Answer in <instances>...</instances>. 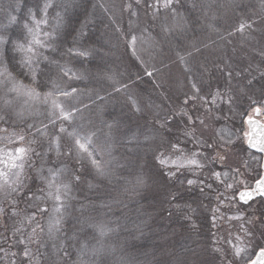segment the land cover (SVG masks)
Wrapping results in <instances>:
<instances>
[{
	"label": "trees",
	"instance_id": "trees-1",
	"mask_svg": "<svg viewBox=\"0 0 264 264\" xmlns=\"http://www.w3.org/2000/svg\"><path fill=\"white\" fill-rule=\"evenodd\" d=\"M1 2L11 17H17V23L5 26L3 35L25 42L22 22L28 9L36 10L35 6L42 5L44 0ZM52 3L56 7L49 9L50 24H56L57 13L61 17L57 50L42 51L56 63L41 62L35 81L21 63L24 53L6 52L0 55L1 63L17 82L41 94L54 88L67 91L75 88L74 94L84 108V126L94 131L98 143L103 135L110 138L113 161L107 168L109 176L99 178L90 160L78 157L76 160V151L72 152V164L63 170L64 174L72 171V215H63L61 230L51 236L45 229L38 234L32 231V223L44 224L49 219L47 213L37 214L34 221H23L27 214L32 216L34 205L41 207L40 198L49 200L46 192L40 191L45 187L32 177L24 192L30 189L29 195L41 197L29 200L23 194L16 195V215H12V205L8 208L5 204V211L0 213L3 218L0 219V264H33L31 256H23L25 248L37 252L39 258L34 264H219L214 256L216 252H211V229L212 233L214 229L208 223L216 192L205 187L202 193L199 185L189 187L185 177L189 179L192 174L187 170L182 175L164 176L153 145L142 142L144 135H151L145 107L157 96L163 104L166 102L156 85L164 72L150 70L152 56L144 54L141 60L139 55L132 54L129 40L132 33L138 35L139 40L150 45L149 52H159L164 62L177 54L199 51L201 47L196 45L207 44L210 39L218 45L226 44L229 41L226 39H236L239 47L244 34L237 29L242 23L258 26L260 30L256 34L263 36L262 41L258 38L262 43L264 0H179L174 10L161 7L159 11L156 0H139L138 4L137 0H52ZM149 4L153 6L148 7ZM252 40L251 37L249 41ZM152 43H160V51ZM9 47L6 45L5 49ZM70 48L72 54L68 52ZM81 52L85 55H76ZM233 57L242 60L235 61L232 76L236 82V100L240 99V109L246 114L264 96V78L259 72L253 73L246 65L247 59L240 57L238 51L233 52ZM261 58L253 54L250 59L258 60L264 67ZM57 63L71 70L67 76ZM147 72L152 75H146ZM218 84V91L225 92L222 80ZM253 85L259 91H253ZM116 88L120 91H115ZM77 96H72V102ZM136 103L140 111L136 110ZM234 104L237 108V103ZM28 124L20 120L16 126ZM109 125L113 126L111 130ZM242 126L243 121L238 132H242ZM167 129L161 130L160 135L166 136ZM185 144L188 148L187 140ZM208 167L202 171V179L208 176ZM77 175L79 181L74 179ZM199 201L203 204H197ZM23 224L27 225L25 240L17 230ZM99 224L111 230L100 236L96 227ZM20 240L26 244L19 243Z\"/></svg>",
	"mask_w": 264,
	"mask_h": 264
},
{
	"label": "rangeland",
	"instance_id": "rangeland-1",
	"mask_svg": "<svg viewBox=\"0 0 264 264\" xmlns=\"http://www.w3.org/2000/svg\"><path fill=\"white\" fill-rule=\"evenodd\" d=\"M4 8L6 9L5 5L0 0V35H3V33L5 32V29L7 28L5 26L10 24L9 19L11 17V12L5 10ZM259 30L260 28L253 24L250 27H245V29L242 31V33L244 34V38L239 47H236V45L239 44L236 39H226L229 41L226 44L221 45L215 44L213 40L210 39L208 40L207 44L201 42L199 43V45H196L199 48L201 47V49L198 48L199 51H187L185 54H177L175 58H167V62H164V58H160L159 52H154V55L150 53V45L148 44V46L145 40H139L138 35L136 36L132 33L129 40L132 49L130 51H132V54H136V57L139 55L141 60L144 54H147L149 57L152 56L151 61H149L150 64L152 62L150 70L164 72V75L161 80L159 76L158 80L156 81V85L158 86L157 92L163 94L166 102L163 104V100L157 96L150 100V105H147L145 107L148 111L147 125L151 130V135H144V139L142 140V142L147 141V143H150V146L153 145V149L154 151H156L157 154L156 159L160 156L161 153L170 154V140L175 141L177 138H179L184 143L186 142L183 132L185 128V120L187 119V117L183 116V113L186 112L189 115L200 116L202 119L205 120V125L197 126V137H199L201 140H206L209 143L219 145L220 147L217 148V151H220L221 154H226L227 157L224 161L223 168H221L220 162H217L216 164H208V166L216 169L217 171H221L224 168L225 170L223 171H228L226 168H230L233 170L239 169L240 174L235 177L236 183L234 185L237 199L239 191L244 188L252 187L253 183L259 178V175H262L263 172V156L261 153L257 151L254 152V150L252 151L248 147L245 133L248 132V127L246 124L247 116L253 117V108L264 105V96L259 99L261 101L250 107L246 114H243V111H241L240 109L242 103H240V99L236 100V82L234 81V76H232L234 73L233 70L235 67V61L237 62L238 60V62H241L242 60L239 58L235 59V57H233V52L238 51L240 53V57H245L247 59L245 60L246 65L251 68L253 73L259 72L260 74H263L261 76L264 78V67H262L261 63L258 60H255L253 62V60L250 59L253 54L259 55V58L262 56L261 60L264 58V42L260 43L258 39L260 38L262 41L263 36L257 37L256 34ZM240 32L241 31H239V33ZM132 36L136 37L134 45L135 52H133V45L131 43ZM251 37L253 40L249 41ZM255 39L257 40V42H255ZM152 45L156 48L158 47V51H160V43H152ZM231 49L234 50L229 51ZM5 70L7 71V69H5L1 63L0 56V72H3ZM11 78L12 79L8 80L7 84L0 83V115H8V117H6V123L0 121V148L14 149L15 147L21 146L16 142L15 136L18 134H24L26 137V142L32 140L37 141V143L32 144V147L35 148L37 152L47 154L44 156L43 159H39L35 156L32 157V162L36 164L33 165V171H30L29 168L25 170L26 178L23 182L26 187L24 189H22L20 192L13 193L11 195L9 194L7 189L0 191V208L3 209L4 204L8 208H10V205H15V196H20L23 194L24 190H26V188L31 185H29V183L32 177L38 178L39 185L45 187L46 189V180L44 178H50L48 172V169L50 168L61 170L57 178L58 182L68 183L69 185L71 184L70 188L72 186V171H70L68 174L63 173V170H66L64 166H69L72 164V153L71 155H65V153L68 152V146L72 144L71 138L64 136V139L62 141L63 146L61 147L60 151L57 152L55 145L52 146L51 150L48 149V140L46 137L41 138L38 136V134L36 136H33L32 133L36 132V128H32L30 132L28 126L35 124L37 127H40L41 121H44L46 123L47 110L49 109L50 105L45 104L43 102L44 94L40 93L41 99L39 100L32 99L27 95L28 90H30L31 88H27L23 84L17 82L12 77V75ZM5 79H7V77H0V80ZM218 80H222L223 84L226 86L224 87L226 89L225 92L218 91ZM194 83L198 88L201 89L199 95L202 97H208L207 99L209 100V102L211 101V96L208 95L209 93H212L214 95L218 91L221 94V98L218 100L217 106L212 111L206 112L205 109L209 107L210 104L202 106V101L200 99L189 100V103H184L185 99L192 97L193 93L195 92V89H193L192 87ZM13 85L17 87L18 91H10ZM252 87L253 91H259V89L256 90V85H253ZM242 88L241 91L243 93L244 88ZM154 92L155 90H153L151 93ZM55 96L62 104L65 105V107L75 105L80 109V112L77 113L74 118L73 126L77 128L81 135L94 133V131L92 132L91 130H87V128L84 126V108L81 106L80 99L77 95L73 94V96H77V100H75L74 102H72V97L65 98L57 93H55ZM229 98H231L232 101L230 104L228 103ZM5 100L9 101L10 103L6 104ZM252 101H254V99H252ZM234 103H237V108ZM197 108H199V112L196 111ZM137 109H139L138 111L141 110L139 108V105L136 103V110ZM259 119L264 122V113H261ZM20 120H25V124H29L23 127L16 126V123ZM163 120L165 122L168 121V123L166 124L168 129L166 128L165 122ZM241 121H243V130L241 129L242 132H238V125ZM162 125L164 126L162 127ZM66 126L68 125L66 124ZM5 129L6 131H4ZM166 129L167 135L164 137L161 136V130L164 131ZM169 129H171V131H169ZM68 130L72 131V127H69ZM187 142L189 143L187 149H191L193 151L197 150L194 147L193 143L189 142L188 140ZM165 143L167 144V146H165ZM92 147L96 149V151L94 152V158L98 161V163L101 164V167L104 169V176H109L106 175L109 171V169L107 168L111 165L113 161L110 157V153L112 152L110 138L107 135H103L100 137L98 143L97 138L94 135ZM211 155L214 156L215 152H212ZM74 157L76 160H79L78 158H85L86 160H89L86 156H79L77 152L75 153ZM158 165L161 166L160 170L164 174V176H171V164L166 166L161 165L158 160ZM172 170L174 171L175 169ZM199 175L202 179V172L199 173ZM101 176L103 175H98L99 178H101ZM140 177L141 175L139 176V178ZM195 178V176L191 175L189 179ZM12 179H14V177H12ZM228 182L233 183L231 179H229ZM213 188L215 189L214 185ZM220 191H223V187L220 188ZM226 194L231 196L232 192L229 191ZM69 196L70 198L67 201L68 205L64 210L63 214L67 216L72 215V189L69 193ZM39 197H41V195H39ZM40 199L42 203L41 208L48 209V218L51 215H56L52 212L54 202L51 199ZM261 202L263 203V201L258 198L252 203H250L251 206L238 203L235 207L240 208L247 215H251L253 217H260L261 215H264V205L262 206L261 204L260 206ZM197 204H203V202L199 201ZM216 206L217 202H215L214 210ZM211 208L212 206L210 207V209ZM67 209H69L70 211H68ZM160 209L161 207L158 208V212L160 211ZM201 211L205 212V210ZM213 212H210L211 214L209 213L210 216L208 223L210 224H212ZM223 214L224 209H221V212L218 213L217 216ZM27 217H29L28 214L23 219V221L27 220ZM0 219L3 220V218L1 217ZM63 219H65V216L62 217V220ZM48 222L49 219H46L44 224L38 222H36L35 224L32 223V227L36 228V225L39 224L40 228H43V230H47V233H49L47 226ZM66 223L70 224L67 221ZM216 223L217 226L213 227L214 233H212L211 229V241H213V244H211V252H214V249L219 247L224 250H228L229 258H231V248L225 242V238L232 239L233 244L236 243V235H242V233H239V222L233 221L232 223H229L218 218ZM40 228L36 229V234L41 231ZM18 229L22 232L21 238L25 240V230H27V225L23 224L19 226ZM261 230L264 229H262L260 225H257V228L255 230V238L252 241L253 244L264 243V237L261 236ZM229 232L231 233L230 237ZM23 244L25 245L26 243ZM11 247L13 248L12 244ZM22 251H24V249H22ZM28 251L29 256H31L32 258L31 261L34 264L35 261L38 260L39 256L34 250ZM214 256H217L216 261L219 262V260L223 257V252L216 253L214 254ZM212 260L214 261V258Z\"/></svg>",
	"mask_w": 264,
	"mask_h": 264
},
{
	"label": "snow or ice",
	"instance_id": "snow-or-ice-1",
	"mask_svg": "<svg viewBox=\"0 0 264 264\" xmlns=\"http://www.w3.org/2000/svg\"><path fill=\"white\" fill-rule=\"evenodd\" d=\"M139 0H137V4ZM179 3V0H156L157 10L161 7L167 10H174L175 4ZM19 6V5H17ZM148 7L153 5L149 4ZM56 7L52 3V0H44L43 4H37L35 6L36 10L32 8L28 9L27 15L22 22V29L24 32V41L21 42L19 38L13 39L10 36L0 35V55L6 54V52L15 53L17 51L24 53L25 56L22 59L21 63L26 67L29 72L32 74V79L35 81L36 73L41 62L45 63H56L51 60L48 55L44 54L42 50H48L55 52L56 41L58 38V29L61 23L60 14H56V24L51 25L49 21V9ZM128 7H131L129 5ZM135 14V13H133ZM10 23H17V17H11ZM250 27L251 25L240 24L237 31H243L245 27ZM135 41L136 37H131V43L133 45V52H135ZM6 45H10L9 48L5 49ZM69 54L73 53V50L68 49ZM76 55H85V53H76ZM57 67L61 69L65 76L71 71L70 69L62 68L58 63ZM146 75L151 76V72H147ZM230 75V74H229ZM0 77H7L5 80H0V83L7 84L8 80H11V75L5 70L0 72ZM126 87V86H125ZM195 92L192 97L186 98L184 103H189V100L200 99L203 105H209L205 109L206 112L212 111L216 106L218 100L221 98V94L217 91L214 95L209 93L211 96V101L207 97H202L199 95L201 89L196 86L194 83L192 85ZM10 91H18L17 87L13 85ZM115 91L119 92L120 89L116 88ZM58 92L60 96L65 98L72 97L76 92L75 88H72L71 91L54 88L53 91L44 93L43 102L49 104L50 107L47 110L46 120L40 122V127H37L35 124L29 125V131L32 128H36V132L32 133L33 136L38 134L39 137H46L48 140V149L51 150L52 146H56L57 152L60 151L62 141L64 136L71 138L72 144L68 146V152L65 155H71L75 150L79 156H86L92 163V165L97 169V172L100 175H104L105 171L101 167V164L94 158L95 148L93 145V137L95 133H89L86 135H81L75 126H73L74 118L77 113L80 112V109L75 105L65 107L58 98L55 96V93ZM27 95L32 99H41V94L36 92L35 89H30L27 92ZM231 98H229L228 103L230 104ZM5 103H10L5 100ZM255 103V102H253ZM139 110V109H137ZM199 112V108L196 109ZM255 114L264 113V105L260 107L253 108ZM183 116H186L185 128L183 135L185 140L194 144V147L197 149L193 151L187 149V145L177 138L175 141H169L170 154L161 153L157 159L161 165H169L170 175L177 176L178 174H183L185 170L190 172L195 179H188L185 177V180L189 187L193 185H199L200 191L203 193L205 187L210 191L216 192V202L217 206L213 212L212 225L213 227L217 226V219L227 221L232 223L233 221L239 222V233L235 237L236 243L233 244L232 239L225 238V242L230 246L231 252L229 258V251L222 248H215L216 253L223 252V257L220 259L219 264H264V243L253 244L252 241L255 238V230L257 225H260L264 229V215L260 217H253L247 215L240 208L235 207L236 204L250 205V202L259 195L264 197V175H259V178L256 180L254 188L246 189L240 191L237 195L235 192V177L239 175V169H230L229 171H217L214 168L208 167V176L205 179H201L199 173H201L208 164H216L220 162L221 168L224 167V161L226 160V154H221L220 151H217V148L220 147L217 144L209 143L206 140H201L196 135L197 126H204L205 120L200 116L189 115L188 113H183ZM0 121L7 122L4 115H0ZM246 122L253 126L254 128L258 127L259 132H247L245 136L247 138L248 146L256 149L258 152L264 153V124H258L257 121L253 120L252 116H247ZM168 121L165 122L167 124ZM66 124L68 126H66ZM164 125H162L163 127ZM69 127H72V131H69ZM109 129H112V125L108 126ZM6 131V129L4 130ZM171 131V129H169ZM15 140L21 146L15 147L14 149L0 148V191L7 189L9 194L20 192L26 187L24 184V179L26 178L25 170L30 168L32 165V157L35 156L39 159H43L47 153L37 152L35 148L32 147V144L37 143L36 140L27 141L24 134H18L15 136ZM42 142V141H41ZM187 149V151H186ZM202 149V150H201ZM212 152H215V155H211ZM264 167V166H262ZM172 169H175L174 171ZM61 170L58 169H48L49 177H45L46 180V189H41V192L46 190L47 198L51 199L54 202L52 212L56 215H51L48 222V232L49 235L53 232H59L61 219L64 214V210L67 207V201L70 198L69 193L71 191L70 185L68 183L58 182V176ZM14 177V179H12ZM76 181L80 180V176H75ZM231 179L233 183H229L228 180ZM211 180L212 183L207 181ZM142 183V179L139 180ZM183 182V181H182ZM216 185L215 189L213 185ZM223 187V191H220V188ZM28 192H24L23 195L27 196L29 200L39 199L35 197L34 194L29 195ZM229 191L232 192V195L229 196L226 193ZM175 198V197H174ZM35 211L32 216L27 217L29 222L34 221L36 215L39 214L43 216L48 212V209L41 208L39 204L34 205ZM221 209H224V214L217 216L221 212ZM5 210L0 208V213H3ZM12 215H16L15 206H11ZM99 235L104 236L107 229L104 224L96 225ZM40 228V225L37 224L36 228H33V234L36 233V229ZM19 230V229H17ZM43 231V228H40ZM231 233L229 232V237ZM261 236L264 237V230H261ZM19 243L23 244L24 241L20 240ZM218 243V241H217ZM2 250V249H0ZM15 255V254H13ZM67 255V252H65ZM25 258H30L29 251L25 248L23 252Z\"/></svg>",
	"mask_w": 264,
	"mask_h": 264
},
{
	"label": "water",
	"instance_id": "water-1",
	"mask_svg": "<svg viewBox=\"0 0 264 264\" xmlns=\"http://www.w3.org/2000/svg\"><path fill=\"white\" fill-rule=\"evenodd\" d=\"M261 116V114H255L254 113V116L252 117L253 118V120H255V121H257L258 122V124H264V122L261 120V119H259V117ZM247 120V119H246ZM246 124H247V127H248V132H259L260 131V129L258 128V127H256V128H254L253 126H250L247 122H246ZM247 145H248V143H247ZM249 147V146H248ZM251 150H254V151H257L256 149H253V148H251V147H249ZM258 152V151H257ZM261 153V152H260ZM262 156H263V164H262V166H264V153H262ZM262 170H263V172H262V175H264V167H262ZM255 184H256V181L254 182V184L252 185V187H250V188H254L255 187ZM250 188H244V189H241L240 191H244V190H246V189H250ZM239 191V192H240ZM239 194V193H238ZM258 197H261V196H259V195H257V196H255V198L254 199H256V198H258ZM261 198H263V200H264V197H261ZM253 199V200H254ZM252 200V201H253Z\"/></svg>",
	"mask_w": 264,
	"mask_h": 264
}]
</instances>
